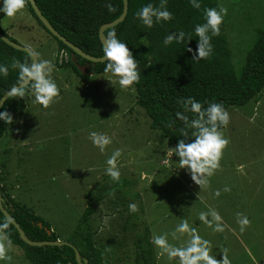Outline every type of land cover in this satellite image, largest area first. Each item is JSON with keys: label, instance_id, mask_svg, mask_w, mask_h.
<instances>
[{"label": "rangeland", "instance_id": "1", "mask_svg": "<svg viewBox=\"0 0 264 264\" xmlns=\"http://www.w3.org/2000/svg\"><path fill=\"white\" fill-rule=\"evenodd\" d=\"M219 5L228 9L225 17L231 47L236 60L242 61L258 31H264V0H219ZM0 24L11 39L54 65L51 77L60 90L59 98L48 108L29 99L28 112L13 120L11 132L1 144L11 149L0 148L8 166L0 169L5 176L2 185L16 203L48 223L60 242L68 243L92 200L101 194L98 190L105 183H116L106 174L105 161L114 149H120L117 183L120 194L128 195L121 206L129 215L113 212L114 205L106 196L90 220L97 246L104 245L111 252L106 257L110 264H135L134 243L138 235L147 236V226L154 253L142 264H176L178 258L158 255L152 236L171 233L182 219L210 242V255L218 261L226 254L230 264H264V90L247 105L227 109L230 119L222 133L229 143L220 167L200 188L186 169H179V157L166 155L167 146H174L151 130L150 119L136 105L133 85L122 89L118 78L111 75H96L89 83L83 82L62 70L57 62L61 56L58 45L26 6L14 17L0 13ZM29 125L31 133L26 131ZM91 131L111 137L103 154L93 146ZM126 180L128 184H123ZM225 187L230 190L224 191ZM130 203L137 205L135 213L129 211ZM211 210L222 217L223 232H214L199 220L200 212ZM237 213L250 222L243 232ZM124 224L130 225L127 231ZM177 236L174 240L169 235V243L181 246L188 239L187 234ZM7 241L4 236L0 243L6 245L5 255L11 259L0 260V264H30L18 247L11 243L8 248Z\"/></svg>", "mask_w": 264, "mask_h": 264}, {"label": "trees", "instance_id": "2", "mask_svg": "<svg viewBox=\"0 0 264 264\" xmlns=\"http://www.w3.org/2000/svg\"><path fill=\"white\" fill-rule=\"evenodd\" d=\"M35 1L45 18L62 36L88 55L98 58L103 57V46L99 40L100 28L104 24L117 20L123 13V0ZM108 2L112 3L115 8L114 12L108 11L105 6ZM148 3H152L154 7L160 6V0H129L125 21L117 27L107 30L105 34L107 36L109 32L115 31L117 38L125 43L133 54L138 62V71L140 72L139 81L133 84L136 90V105L145 111L150 119L151 130L157 132L160 140L167 141L171 146L176 147L179 140L184 139L185 142H188L193 138L191 136L193 130L186 129L184 122L176 116L177 112L187 115L189 119L194 116L191 112H184L179 102L182 99L192 97L202 105V108H207L209 103H222L227 110L230 107H243L262 94L264 90V31H258L255 43L248 55L242 61L236 60L229 39L226 17H224L220 26V34L211 37L213 49L211 55L196 61L192 60L198 42V37L194 34V27L205 22V8L219 10L221 7L219 0H200V9L193 8L189 0H167L166 8L172 13V19L161 20L159 23L154 20L151 28L145 26L136 16L140 8ZM25 6L39 27L51 37V40L56 42L58 53L68 54V61L60 67L71 71L83 82L90 80L92 77L82 75L72 62V51L53 37L40 22L28 0H26ZM179 31L185 32V40L179 44L173 41L172 44L165 46L163 43L165 36ZM0 32L10 38L4 32L1 24ZM188 48H191L193 52L187 51ZM40 55H37L39 59H41ZM13 59L31 62L32 58L0 40V64L9 66L8 75L0 76V96H3L4 92L17 83L18 70L11 68ZM77 62L82 66L88 63L80 56H77ZM104 66L105 63L96 64L91 67V71L94 72V75H111L104 73ZM57 67H59L58 64ZM24 91L23 97H10L0 112H8L13 120L23 118L24 114L28 112L29 99L34 98V94L29 88H25ZM224 128L220 130L222 131ZM181 129L188 133L186 137L181 135ZM11 130L12 124L0 121V148L4 151L11 150L7 145L5 147L1 145ZM26 131L33 132L30 125L27 126ZM5 157L0 151V162L2 163L0 169L8 167ZM4 177L0 173V186H2ZM105 184L107 185V183ZM110 184L98 190L101 194L92 200L68 242L80 251L81 256L89 261L88 264H110L106 257L110 256L111 252L104 245L97 246L96 232H93L90 227L92 216L103 206L106 196L108 203L110 200L114 205L111 208L113 212H120V216L129 215L123 211L121 206V203L127 202L126 196L128 195L120 194V183ZM123 184H128V181H123ZM1 191L6 200L8 212L30 240L38 242L59 240L53 232L48 235L46 229L51 231V226L48 223L36 216L29 208L11 199L4 187L1 188ZM103 192L105 195L102 194ZM106 206L110 207L109 204ZM5 219L4 215L0 213V222ZM124 228L127 231L128 224H125ZM146 228L147 236L138 235L134 243L136 246L133 251L135 264L147 263L153 257L152 245L147 240L151 231L148 226ZM5 238L23 252L26 261L30 264L75 263L73 249L69 247H30L21 240L18 231L11 223L6 230Z\"/></svg>", "mask_w": 264, "mask_h": 264}, {"label": "clouds", "instance_id": "3", "mask_svg": "<svg viewBox=\"0 0 264 264\" xmlns=\"http://www.w3.org/2000/svg\"><path fill=\"white\" fill-rule=\"evenodd\" d=\"M0 3L3 4V7H0V13H4L6 17H14L18 12L24 9L26 0H0ZM166 3L167 0H160L159 7H154L152 3H148L140 8L136 16L149 28L153 26L154 20L156 23L161 22V20L169 21L172 19V13L167 10ZM189 3L195 9H200L201 7L200 0H189ZM105 6L109 12L115 11L111 2L106 3ZM227 14L228 9L225 7H220L219 10L216 8L204 9L205 22L203 24H197L194 27V34L198 37V42L192 60L198 61L211 55L213 51L211 37L220 34V26ZM185 37L186 34L183 31L173 32L165 36L163 43L165 46L172 44L173 41L179 44L185 40ZM102 40L103 59L106 62L103 69L104 73L111 74V77L118 78L119 86L122 89L129 88L137 83L140 78L138 62L133 57V54L126 44L117 38L115 31L109 32ZM187 51L193 52L191 48H188ZM30 55H32L31 62H21L13 59L11 68L18 70V80L7 92H4L3 96H0V100H2L4 96L8 98L23 97L25 95V88H29L34 94V103L48 108L60 95V90L54 81L55 78L51 77L54 65L49 60L39 59L38 56L31 53ZM64 56L66 58H64ZM68 58V54L62 52L60 60L58 61L57 58V62H59L60 65H64V63L68 61ZM71 59L73 62L72 54ZM91 67L92 65L89 66V71L91 72L90 77L96 76L94 72L91 71ZM8 72L9 66L0 64V76H7ZM107 80L111 82V79ZM179 102L185 113L191 112L194 114L193 118L189 119L187 115L181 112L176 113V116L184 122L185 128L193 130L191 132L193 138L188 142H185L184 139L179 140L174 148H169L167 146L166 155L169 157L173 155L179 157V162L177 163L179 169H186L192 181L202 188L208 183L207 178L211 177L220 167L219 161L222 152L229 143L220 130L228 125L230 119L229 113L223 107L222 103H209L207 108H202V105L192 97L182 99ZM0 121H4L6 124L10 125L13 122V117L6 111L0 112ZM181 135L186 137L188 133L184 129H181ZM89 138L93 146L98 148L102 154L105 152L107 146L112 143L110 136L96 131H91L89 133ZM121 154L120 149H114L105 161L107 165L105 172L114 182H118L121 175L118 167V159L121 157ZM163 163L167 164L168 160H164ZM2 187L4 186H0V188ZM229 190L228 187L224 188L226 192ZM215 195H220L219 190L216 191ZM128 208L132 213L137 211V205L135 203H130ZM209 216H211V219H208ZM199 220L212 228L214 232L224 231L222 217L215 210L200 212ZM10 223L11 220L8 218L0 222V240L6 235V230L9 228ZM237 223L240 225V230L243 232L250 222L246 216L237 213ZM177 234H180V236L184 234L188 235V239L181 246H175L168 241L169 235H171L174 240L179 239ZM152 243L159 249L158 255L166 254L169 260L178 258L176 264H230L226 254H223L222 261H218L214 256L210 255V242L203 239L197 233V229L189 225L187 219H182L171 233L154 234L152 236ZM7 247H11L10 240L7 241ZM5 252L6 245L0 243V260L11 259V257L5 255ZM81 258L84 264L86 258L82 256ZM88 262L87 260L86 264H88ZM72 263L73 262H69L67 264ZM74 264H78L76 262V255Z\"/></svg>", "mask_w": 264, "mask_h": 264}, {"label": "water", "instance_id": "4", "mask_svg": "<svg viewBox=\"0 0 264 264\" xmlns=\"http://www.w3.org/2000/svg\"><path fill=\"white\" fill-rule=\"evenodd\" d=\"M29 4L31 5L34 13L36 14L37 18L40 20V22L44 25V27L48 30V32L55 38H57L60 42H62L65 46H67L71 51H72V55H73V62L76 64V67L78 68V71L84 75V76H90L91 72L89 71V66L92 65H96V64H103L106 63L105 60L102 58H98V57H93L91 55H88L87 53H85L83 50H81V48L77 47L75 44L71 43L70 41H68L64 36H62L51 24L50 22L45 18V16L43 15V13L41 12L40 8L38 7L37 3L35 0H28ZM128 8H129V0H123V13L122 15L115 21L111 22V23H107L104 24L100 30H99V40L101 45L103 46V37H106L105 32L111 28H115L117 27L119 24L123 23L127 17L128 14ZM0 40L3 41L6 45L12 47L13 49L20 51V52H24L27 55H29L32 58V55L37 56L30 48L22 46L21 44L12 41L10 38L6 37L4 34H2L0 32ZM80 56L81 58H83L84 60H86L88 62L87 65H79L77 64L76 61V57ZM9 98L7 96H4L2 98V100H0V111L3 108L4 104L6 103V101ZM0 213H2L4 215L5 218H8L11 220V224L15 227V229L18 231V234L21 238V240L28 246L30 247H37V248H54V247H58V248H63V247H70L74 250L75 255H76V262L78 264H83L81 255L79 253V251L70 243H66V242H60V241H32L28 238V236L26 235L25 231L21 228V226L15 221V219L12 217V215L8 212V210L6 209L5 206V198L1 192V188H0ZM40 227H42V225L40 224ZM48 235H51V231L50 230H46ZM87 263V260H84V264Z\"/></svg>", "mask_w": 264, "mask_h": 264}, {"label": "crops", "instance_id": "5", "mask_svg": "<svg viewBox=\"0 0 264 264\" xmlns=\"http://www.w3.org/2000/svg\"><path fill=\"white\" fill-rule=\"evenodd\" d=\"M88 82V81H87ZM89 83V82H88Z\"/></svg>", "mask_w": 264, "mask_h": 264}, {"label": "flooded vegetation", "instance_id": "6", "mask_svg": "<svg viewBox=\"0 0 264 264\" xmlns=\"http://www.w3.org/2000/svg\"><path fill=\"white\" fill-rule=\"evenodd\" d=\"M72 264H74V263H72Z\"/></svg>", "mask_w": 264, "mask_h": 264}]
</instances>
